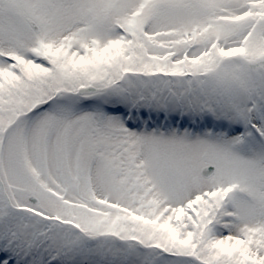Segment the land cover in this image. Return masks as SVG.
Wrapping results in <instances>:
<instances>
[{
	"label": "snow or ice",
	"instance_id": "6c2138e0",
	"mask_svg": "<svg viewBox=\"0 0 264 264\" xmlns=\"http://www.w3.org/2000/svg\"><path fill=\"white\" fill-rule=\"evenodd\" d=\"M0 264H264V0H0Z\"/></svg>",
	"mask_w": 264,
	"mask_h": 264
}]
</instances>
